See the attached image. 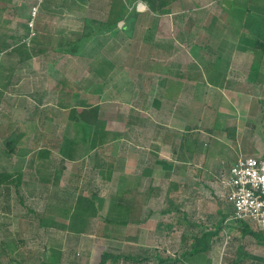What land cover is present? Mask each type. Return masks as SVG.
I'll return each instance as SVG.
<instances>
[{"label":"rangeland","instance_id":"374dc122","mask_svg":"<svg viewBox=\"0 0 264 264\" xmlns=\"http://www.w3.org/2000/svg\"><path fill=\"white\" fill-rule=\"evenodd\" d=\"M231 1L226 7L222 0H179L172 2L158 16L148 11L140 0H0V46L8 45L6 51L2 46L0 48V171L22 170L18 185L11 183L8 189L0 187V264H98L102 252H125L127 244H132L125 241L126 236H135V253L140 252L144 246L138 239L135 223H108L105 220L120 219L121 215L129 217L123 216L120 220H130L139 212L141 218L147 208L158 206L161 194L173 179L165 175L164 165L153 163L156 157L174 159L171 153L175 146L178 149L184 147L187 155L191 153L192 163L202 159L201 174L196 171L201 164L196 163L191 169L186 161L192 177H172L178 181L187 180L194 189L201 187L200 182L210 180L206 168L214 170L217 165H227L229 159L238 154L247 156L254 151L263 155L264 102L258 106L252 104L251 107L257 109L255 113L246 108L249 99L264 100V81L254 88L247 79L248 66L242 70L241 77L226 78L224 89H209L199 96H195L198 95L195 92L192 97L185 98L189 105L182 112L176 108L170 111L172 105L168 102L174 105L178 101L154 96L155 88L151 83L154 75H160L159 69L171 67V63L164 62L181 56L200 58L202 73L209 67V76L214 67L208 65L211 60L216 58L219 64L227 66L226 61L236 54L253 57L254 63L258 61L257 70L264 71V50L254 48L256 39L264 43V0ZM33 6H37V12L31 17ZM132 11L144 16L139 15L134 21L128 15ZM119 12L124 16L126 28H118L115 37L102 30L80 49L84 54L77 56L60 53L54 48L63 38H78L85 17L111 21L122 18L117 17ZM179 12L183 14L181 20L176 17ZM139 18V26L134 27L132 24ZM121 25L118 20V26ZM239 44L245 46L246 52L238 49ZM29 49L33 53V63L18 62L17 58ZM152 61L159 62L161 66L158 64L157 67L163 68H156ZM196 67L200 69V66ZM2 68L11 71L9 74H19L20 78L28 77L31 87L24 85L15 94L10 86L13 78L5 76ZM169 74L167 71L166 75ZM62 75L71 86L78 88L76 94H69L71 104L78 108L74 112H68L69 102H64L67 92H64L66 96L56 93L62 92V87L67 85L64 80H57ZM167 76L162 82L169 81ZM175 82L181 84L177 79ZM45 86H48L46 91ZM32 89L45 92V99L44 93L42 98L28 95V91L34 92ZM154 98L161 99V111L154 108ZM132 105L134 110L142 109L144 120H136ZM60 106H66L67 111ZM212 109L218 112V117L212 116V112L205 116ZM211 118L212 122H208ZM253 121L257 129L250 131ZM57 123L59 127H55ZM185 125L189 128L185 129ZM6 126L16 138L13 151L4 143L8 135ZM196 126L203 128L198 131L200 128L196 130ZM95 127H101L107 135L104 144L91 148L90 139ZM169 131L172 135L177 133L172 136ZM114 132H118L115 138ZM232 132L236 135L234 140ZM60 137L70 139L71 157L63 161L58 155ZM201 137L203 140H199ZM206 143L208 154L214 156L208 157L206 152L198 155L199 150H206ZM39 152L45 155L40 156ZM78 171L80 176L75 177L74 173ZM88 180L89 188L85 187ZM159 187L162 192L155 198L153 190ZM90 189L102 196V207L91 218L74 217L72 208L76 198L89 196ZM193 191L189 192L192 201ZM200 200L202 197L198 202ZM118 202L129 204L130 208L127 210L123 205L119 206L120 203L115 207ZM204 203L207 204L197 210L198 213L196 208L192 210V221L204 222L207 216V220L214 221L221 215L213 229L224 220L221 235L227 234L229 238H223L222 243L214 242L206 255V263L202 264H207V260L208 264H264V227L259 229V237L242 234L240 226L243 224L231 218V207L230 210L220 207L215 213L213 196ZM49 204L53 205L49 210L55 214V220H62L64 228H44L38 224L37 218L44 214ZM175 225L173 222L171 229L166 227L168 233L162 228V233L158 234L153 233L154 223L145 224L142 230L148 237L146 240L153 239L144 243L151 245L145 249L148 257L134 262L121 258L115 264H156L155 250L164 258L163 264L175 263L176 249L181 247V231L174 230ZM202 226L198 224V227ZM198 227L189 228L197 234ZM205 239L192 242L193 250L203 249ZM196 254L189 255L194 264L197 260L200 262V257H193Z\"/></svg>","mask_w":264,"mask_h":264},{"label":"crops","instance_id":"0c3cea01","mask_svg":"<svg viewBox=\"0 0 264 264\" xmlns=\"http://www.w3.org/2000/svg\"><path fill=\"white\" fill-rule=\"evenodd\" d=\"M177 1H179V0H177ZM247 9H249V8H246V10ZM181 12H183V10ZM181 12L176 14L177 15L176 17L179 18L178 20H181V18L183 16V14H181ZM142 14H141V12H139L137 14V16H139V15L141 17L144 16ZM156 14H158V13H156ZM158 16H160V14H158ZM139 24H140V18L137 20V23L135 24V26H139ZM29 35H30V33H29ZM239 45L241 47H239V48L237 47V48L239 50H241L242 53L246 52V49H244L245 46H243L242 44H239ZM1 46L3 47V49H2ZM1 46H0V48L2 50H4V51L7 50L8 45H6V47H5V46H3V44H1ZM56 47L57 46H54L55 49H57ZM259 47L260 46H258L256 44V42H255L254 48L259 49ZM9 48H11V47H9ZM240 48H242V49H240ZM40 49H42V47H40L38 50L40 51ZM28 51H29L28 53H30V55L27 58H21V57L17 58L18 62H21V61H26V62L27 61H32V63H33L34 57L32 56V54H33L32 50L29 49ZM35 52H37V51L35 50ZM250 52L253 53L252 51H250ZM66 54L69 55V56H77V55H73V54H70V53H66ZM242 57H246V58L242 59ZM171 59L169 60V62H168V60L166 62H164V63H168V64L171 63V67L168 70L166 69L165 66H163L164 67L163 70L162 69L160 70L159 68H163V67H157L158 64H159V66H161V64L159 62H154V61L151 62V63H154L156 65V68H158L159 71H161L160 75L157 74V75H154L152 77L151 83H153L154 88H155L154 90H155L156 94L154 96H156V97L164 96L166 98H171V100L175 99L176 101H178L174 105L172 103H170V101L168 102L169 105H172V107H170V111L172 109L176 108L178 112L179 111L182 112L184 110H187L186 107L189 104H187V101H186L185 98L192 97L195 92H196V94H198V95H195V96H199L200 93H202L203 91L204 92H208L209 89H214V90L215 89L216 90L224 89L223 87H224L225 79L228 78V77L230 79H236L237 75L238 76L240 75V77H241L242 70H244V68H246L247 66H248V69H247L246 75H247V79H248V77L250 76L251 66L253 65L251 63H254V61L252 60L253 57H249L246 54H236V55H234V57H231L228 61H226L227 66H226L225 63L224 64H221V63L219 64L218 63V59L215 58L214 60H211L212 63L209 62V64H208L210 66L214 65V67L212 69V74L210 73V76H209V71H210L209 67H207L206 73H202L203 67L200 65V63H201L200 62V58H196L194 56H193V58H191V56H181L179 58H173L172 57ZM241 59H242V62H241ZM256 62L258 63V61H256ZM196 65L200 66V69L197 68ZM237 65H241V66H243V68L238 67ZM172 66H174V67H172ZM224 67H226V68H224ZM231 67H232V69H231ZM2 69L4 70L5 76H10V78L11 77L13 78V80H11V82H10V86L13 89L12 91H14L15 94H16V91L18 89H20L24 85L29 84V88L31 87V85H30L31 82L28 79V77L27 78H25V77L20 78L19 74L12 75V74H9V72H11V71L8 72L5 68H2ZM167 71H168V73H170L168 76L166 75ZM193 71H195V72H193ZM259 74L261 75V80L262 81L257 83V86L261 85L263 83V81H264V71H262V70L259 71ZM166 76L169 78V81H166V79H165L162 82V78L166 77ZM59 79L64 80L65 81L64 83H67V85H64V87H62V92H59V93L56 92V93L58 94V96H61V95L62 96H66V94H64V92H67V97H64L65 98L64 102H69L68 107H70V108H69L68 112L69 111L74 112L78 108L76 107V105L74 106V105L71 104L72 96L69 95V94L70 93L76 94V90L78 88L75 85L71 86L70 83L68 82L69 80L64 75H62L57 80H59ZM176 79L181 84L178 85L177 82H175ZM251 85H253V84L251 83ZM174 86H176V88H178L177 92H175L176 88L174 89ZM32 87H33V85H32ZM47 87L48 86H45V88H44L45 91H46V89H48ZM50 87L55 89V88L58 87V85H56L55 88L52 87V86H49V88ZM254 88H255V86H254ZM142 89H143V87L141 88V90ZM32 91H34V92L28 91L27 94L30 95V96L33 95V96L42 98L43 97V93H44V99H45L46 94H45V92H42V90L38 92L35 89L34 90L32 89ZM173 97H175V98H173ZM262 100L263 99H255V101H254V100L249 99L248 102H247V108L246 109H248V111L250 110V113H251V110L255 113L257 111V109L251 107L252 104L255 105V106H258V104H261V103L264 102V100L263 101ZM136 105H138V103ZM249 105H250V107H249ZM35 106H37V104H35ZM62 107L66 108V111H67V107L66 106H62ZM62 107L60 106L61 109H62ZM161 107H163V106H161V99H160L159 106L156 105V106H154V108L158 109L159 111H161ZM201 107L202 106L200 105L199 106V111H200ZM137 108H140V106H138ZM41 109L42 108H39V110H41ZM44 110H45V108H44ZM139 112H140V118H138V121L144 120V118L141 117V115H144V112H142V109H140ZM210 112H212V116H214V115L216 116L217 115V117H218V112L213 111V109H212V111H209L208 114L205 115V116L206 117L210 116L209 115ZM185 118H186V115H185ZM208 122H212V118H211V120L208 119ZM261 123H263V120H261ZM252 126L253 127L250 128V131L252 129H257L255 121L252 122ZM55 127H59V123L55 124ZM66 127H69V126H66ZM74 128L75 127H73V129ZM187 128H189V127L186 126L185 129H187ZM198 128H200V129L198 130ZM201 128H203V126L202 127H197L196 130L200 131V130H202ZM44 129H45V126H44ZM204 130L208 131L206 128ZM193 131H194V129H193ZM169 132L172 135V132L171 131H169ZM202 132L206 135V133L204 131H202ZM176 133L177 132H174L173 136ZM208 133L211 134V132H209V131H208ZM196 135L199 136V134H196ZM62 138L63 137H60V139H59L60 141L58 142V145H60L61 141H63ZM229 138H231V137H229ZM232 138H233L232 140L236 139V135H235V133L233 135V132H232ZM64 139L65 140H70L69 138H64ZM199 140H203L202 137ZM205 146H207V147H204L206 150L205 151L199 150L200 153L198 155H200L201 152H202V154H203V152H206L205 154L209 155L208 152H207V148H208L207 143H206ZM58 148H59V146H58ZM183 149H184V147H182V148L179 147V149H178V148H175V146H174V148H172V153H171V155L174 157V159L169 158V160H167V159L163 160V159H160V158L156 157L155 160L153 161V163L154 162L158 163L159 160H161V161L163 160L166 163V165L167 164L168 165L169 164L172 165V170H170L171 172L168 175L166 174V172H167L166 168L167 167H165V166L164 167H165V175L168 176L170 179H173L171 181H174V182L176 181L175 182L176 184L173 185L172 191L170 193V196L175 199L176 205H174V207H176V209L172 210V212H170L168 214H163L161 212L162 211V207H163V202H164V195H165L166 188H167L166 187L165 190H164V193L161 194L162 200L161 201L159 200L160 202H159L158 206L156 208H154L155 207L154 206L153 209L151 207L147 208V210L144 213L143 217H141V218L139 217V215H140V212H139V215H137L135 218L130 217L131 218L130 220L128 218H127V220H120L121 218H123V216H127V215H121L120 219H115V220H120V221H111V220H114V219H110V221L111 222L121 223V224L135 223L137 225V228H136V229H138V235L137 236H138V239H140V243H143L141 245L144 246V248H142L140 252L136 253L137 255H139V253H141V255H145V249L150 247L151 245H150V243H147V244H144V243H146L149 240H153L152 237H150L149 239L146 240V238H148V237L145 236V232L143 231L144 228H145V224H146V226H149L152 223H154L153 233L157 232L159 234V233H162V231H163L162 228H164V232L168 233L169 231H168V229L166 227L170 226V229H171V225L174 222V224H176V225H175V227L173 229L176 230V231H181L180 238H179L181 247L176 249L177 256H175L176 257L175 258L176 261L173 264H176V262L178 264H194L192 258L189 257V255H191L193 253H197L193 257H197V256L200 257V262H198V260H197V264H202L204 262L206 263V255L213 248L214 242L215 243L216 242H221L223 240V238L227 240L229 238V235L226 234V236L223 237L221 235V229H220L217 232V234H215V235L212 234L210 237L207 238L208 239V242H207L208 244L206 246L204 245V247H206V248L195 252L193 250V246H192L193 239L194 238H198V240H199V239H201L202 234L206 233V231H208V230L209 231H214L213 226H216L218 224V222L221 220L222 217H221V215H219V217L217 219L214 218L215 219L214 221H212V220L209 221V219L207 220V218H208V216H207V218H206V220L204 222H202V221L194 222V221H192V216H193L192 210L196 208V213H198L197 210L200 211L201 208H204L202 206L207 204V203H204V202L207 201L212 196H213V201H214V205H215L214 209H216L215 213H217V211H219L220 207L225 209V210H230L231 208L233 209V206H231L232 203L227 198V191L228 190L223 188V186L219 182L218 178H219V175L221 173H224L225 171H227L229 166L235 161V159H237V157L242 156V155L238 154L236 158H234V159L230 158L229 160H231V161L227 165H223V164H220V166L217 165L214 170L208 168L211 171V174H210V171H208V169L206 168L205 171H207V173L209 174L210 180L200 182V186L201 187L198 188V187L195 186L196 188L193 189L194 186L191 188V185H190L189 182H187V180L178 181V180H175L174 178H172L173 176H177V175H179L180 177H182L183 175H184V177H187V176L188 177L189 176L192 177V174H190L188 172L190 170V168L186 167L185 162L188 161V163L190 164L191 169H194V167L196 166V163H198V162L192 163L194 160H192V162H190V160L192 159V156H191L192 154L190 153L189 155H187V153ZM258 153L259 152H254L253 151V154H250V155H261V154H258ZM263 155H264V152H263ZM210 156H214V155H209L208 157H210ZM198 161H199L198 164L203 163L202 159H198ZM82 163L83 162H81V165H82ZM158 164H160V163H158ZM147 166L149 167V165H147ZM202 167L203 166L201 164V167L198 168L199 170L196 169V171L198 173H200L201 172L200 170L201 169L203 170ZM61 168H63V167H61ZM159 189H160V187L158 188V190H155V191L153 190V197H155V198L159 197V196H157V194H160V191L162 192V188H161V190H159ZM191 191H193V193H194V194L192 193V195H195L193 201H192V196L189 199V192H191ZM172 193H174L175 195L172 196ZM201 197H202V200H200L198 202V198H201ZM218 199H219V201H218L219 206L217 205V207H216V204H217L216 200H218ZM144 201L141 204L139 203V205L140 206L143 205ZM121 205L126 207L127 210H128V208H130L129 204H127V205L121 204ZM117 212L119 213V211H117ZM127 217H129V216H127ZM163 219H166L168 222H163L162 221ZM200 223L203 224L202 227H198V224H200ZM223 223H224V220L220 224L222 227H223ZM158 225H159V228H158ZM190 226L198 227L200 229L199 233L197 232V234H193L192 230L189 228ZM177 227L180 228V229H178ZM201 229H207V230L205 232H203V231H201ZM170 232L173 233V231H170ZM219 232H220V234H219ZM128 233H130V232H128ZM125 241L126 242L131 241L129 236L125 237ZM133 242L134 241H131L132 244L129 245V246L127 244V246H126L127 249L123 250V251H128V252H131V253H135L136 252V248H135V246H133L135 244ZM153 247L155 248V247H158V246H153ZM120 252L121 251H119L118 253H120ZM154 255H155V257H158V260H159V257H161L158 254L157 250H155ZM201 258H203V259H201ZM208 261L209 260H207V264H208ZM156 264H158V261L156 262ZM161 264H163V263H161Z\"/></svg>","mask_w":264,"mask_h":264},{"label":"trees","instance_id":"16d2710c","mask_svg":"<svg viewBox=\"0 0 264 264\" xmlns=\"http://www.w3.org/2000/svg\"><path fill=\"white\" fill-rule=\"evenodd\" d=\"M140 1L146 4L148 11L155 12L158 14H162L165 10H167L170 7L172 2H175L177 0H140ZM128 2H133V0H131V1L128 0ZM128 15L134 21H135V19H137V13L135 11H132L130 14L128 12ZM117 17H122V18L121 19L116 18L115 20L103 22V21H99L95 18L85 17L80 36L78 38H73V39L63 38V40H61L59 45L56 47L57 48L56 50L60 51L61 53H70L73 55L84 54V52L80 51V49L85 48L87 43L89 42V39L96 37L95 34L102 33L101 31L103 30L104 33L105 32L110 33V37H115L119 31L118 28L125 30L126 27H125L124 16L121 14V12H119L117 14ZM86 19H88V21ZM118 20H120L122 22L121 26H118ZM135 24L136 23L134 22L132 25L135 27ZM134 27H132V28H134ZM134 30L130 31L129 33H132ZM255 42L258 46H260L259 50L263 51L264 50V43L259 39L258 40L256 39ZM82 43H83V46L81 47ZM23 44L25 47L27 46L25 43H23ZM29 55H30V53H28L26 50H24V54H23V56H21V58H27ZM256 64H258V63L256 62L251 66L250 76L248 77V80L251 81L253 86H256L257 83L262 81L261 75L259 74V71L257 70ZM254 74H256L255 75L256 77L253 76ZM153 104H154V106H156V105L159 106L160 99L154 98ZM134 109L135 108L132 105L131 111H133ZM133 114H134V117L136 118V120H138V118H140L139 110H134ZM129 117H130V122H132L133 121L132 117L131 116H129ZM1 127L5 128L4 125H1ZM6 128H8L7 129L8 135H7V137H5L4 143L10 151H13V145L16 142V138L10 133L11 128L8 126H6ZM98 128L99 129H96V127H95L92 129V135H91V139H90L91 148L105 143V137L107 135V132H105L101 127H98ZM116 136H118V132L113 133V137L115 138ZM69 144H70V141L64 139L62 141V143L59 145L58 154L61 158V161H63L66 158L71 157L69 149H68ZM39 155L40 156L45 155V153L39 152ZM158 163L167 167L166 168V171H167L166 174L167 175L170 174V172H171L170 170H172L171 164L166 165V163L163 160L162 161L159 160ZM81 167H83V166H81ZM74 174H75V177H79L80 171H78ZM21 176H22V170L21 169H16L14 173L11 170L8 172L6 170L0 171V187L3 186V187H6V189H8L9 184H11V183L18 185L20 183ZM89 182H90V180H88L85 183V187L89 188L90 185L89 184L86 185ZM175 184L176 183L174 181L170 182V185L165 192L163 207H162V211H161L163 214H168V213L172 212V210L176 209V207H174V205H176L175 199L170 196V193L172 191V187ZM89 193H90L89 196L79 195L76 198V201L74 202L73 208H72V210H73L72 214L74 217L75 216H82L83 218L87 219V218H91V217L97 215L98 210L103 205L104 199L102 198V196H98V194H96L97 192H94L91 189L89 190ZM19 200L22 201L21 196H19ZM118 204H119V202H118ZM118 204L115 205V207L121 206V203L119 204V206H118ZM52 206H53L52 204H49L46 206V208H45L46 210H44V214L37 218L38 224L40 226H43L44 228H47V227L55 228V229L64 228L65 225H64L63 221L62 220H59V221L55 220V216H54L55 214L49 210V208ZM105 221L110 223L111 221H120V220L114 219V220L110 221L107 219ZM242 224L243 225L240 226L242 234L248 233V234H252L256 237L260 236V234L258 233L259 229H254L253 227L249 226L246 223H242ZM221 227L222 226L220 225L216 229H214V231H209V232L203 233L201 238L204 239V237L208 238L212 234H214V235L217 234V232L221 229ZM104 235L113 237L111 234H108V233H105ZM129 238L131 239V241H134V239H135L134 236H129ZM197 240H198V238H194L192 242H195ZM205 240L206 241L203 245L206 246L208 244L207 243L208 239H205ZM204 248H206V247L203 246V249ZM199 250H202V248L198 249V251ZM146 257H148L146 254L145 255H140V254L137 255L136 253H131L128 251L120 252L118 254H114L112 252H102L98 264H108L109 259L111 260L109 264H115V262L121 258L126 259V260L129 259V260L134 262V261L142 260L143 258L145 259ZM163 262H164V258L159 257L158 264H161Z\"/></svg>","mask_w":264,"mask_h":264},{"label":"built area","instance_id":"2783aa9c","mask_svg":"<svg viewBox=\"0 0 264 264\" xmlns=\"http://www.w3.org/2000/svg\"><path fill=\"white\" fill-rule=\"evenodd\" d=\"M37 6H33L31 17L35 16ZM218 180L228 190L227 198L233 206L231 218L254 229L263 228L264 155L237 157Z\"/></svg>","mask_w":264,"mask_h":264},{"label":"water","instance_id":"95a60500","mask_svg":"<svg viewBox=\"0 0 264 264\" xmlns=\"http://www.w3.org/2000/svg\"><path fill=\"white\" fill-rule=\"evenodd\" d=\"M222 3L226 6L229 7L231 4V0H222Z\"/></svg>","mask_w":264,"mask_h":264},{"label":"clouds","instance_id":"9594fccd","mask_svg":"<svg viewBox=\"0 0 264 264\" xmlns=\"http://www.w3.org/2000/svg\"><path fill=\"white\" fill-rule=\"evenodd\" d=\"M139 5H141V4H139ZM137 8H139V6H137Z\"/></svg>","mask_w":264,"mask_h":264}]
</instances>
